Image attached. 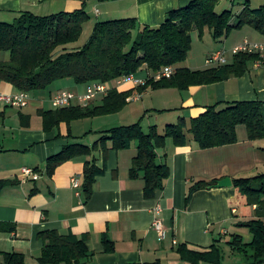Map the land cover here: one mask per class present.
Returning a JSON list of instances; mask_svg holds the SVG:
<instances>
[{
    "label": "crops",
    "instance_id": "obj_1",
    "mask_svg": "<svg viewBox=\"0 0 264 264\" xmlns=\"http://www.w3.org/2000/svg\"><path fill=\"white\" fill-rule=\"evenodd\" d=\"M190 1L0 0V21H12L22 11L45 16L83 7L89 15L91 26L102 20L136 18L141 25L157 28L164 22L167 12L184 7ZM236 1L240 4L237 11H233L232 7L226 8L234 15L231 23L236 22V14L246 3L255 9L264 2ZM205 29L203 38H206V31L209 35L211 33ZM196 32L194 29L191 37ZM136 34L137 31H134L133 35ZM215 41L217 44L207 51L206 57L221 50L226 63H231L233 47L245 41L264 43V34L244 25ZM76 47L79 46H67ZM4 60H7L6 57L0 55V61ZM182 64L175 66L206 69L221 65L211 63L204 67H192L193 63ZM148 74L147 70L142 69L136 76L145 79ZM69 81L55 82L46 94L29 93L26 106H0V222L13 227L12 231H0V264H9L5 261L6 252L21 253L24 264H41L39 257L43 241L38 234L42 230L85 237L86 245L92 252L86 264H190L176 252L178 244H186L191 250L206 251L214 239L220 238L221 245L230 238V234L236 233L231 232L230 223H243L254 217L264 218V210L256 212L260 207L258 203L252 204L255 215L244 211L243 205H247L248 201L233 186L235 178L252 177L264 172V138L250 140L244 125L237 126L235 143L220 147L200 148L187 129L185 145L176 146L172 139H167L165 146L157 148L156 152L158 162L168 166L169 175L164 187L158 189L153 198L143 195L142 173L136 178H131L129 174L137 153L136 143L123 150L97 148L90 156L60 164L52 175H48L47 158L59 152L65 144L82 142L84 138V144L91 146L102 131L129 124L122 121L116 124L117 121L104 118L94 125L93 119L96 117H89L73 120L69 124L61 122L57 127L45 130L40 111L55 108L51 98L58 91H85V84H75L72 80L74 87L73 90L69 89ZM118 90H132L130 97L134 98L130 101L137 99L140 113L148 112L154 106L146 98L155 91L150 86L139 89L124 83ZM173 90L175 92L165 98L166 105L162 107L168 111L163 114L166 117L161 118L162 121L151 120L148 127L155 125L162 132L166 124L175 123L181 117L188 121L214 104L223 107L227 102L235 101L264 102V60L260 58L251 62L246 71L238 76ZM16 92L18 90L10 83L0 81V93ZM129 111L133 113L137 110L128 108L126 113L129 114ZM162 122V126H159ZM142 129L146 130L144 127ZM106 146L109 148L111 142L107 141ZM90 159L94 160L102 173L96 176L92 193L85 199L81 187L74 188L71 179L77 176L82 183L84 163ZM22 167L31 168L38 178L24 177ZM224 177H230L231 186L199 189L186 203L188 189L195 182L218 181ZM156 206L160 207L162 237L152 229ZM104 237L112 242L111 250H106ZM200 264L211 263L202 261Z\"/></svg>",
    "mask_w": 264,
    "mask_h": 264
},
{
    "label": "trees",
    "instance_id": "obj_2",
    "mask_svg": "<svg viewBox=\"0 0 264 264\" xmlns=\"http://www.w3.org/2000/svg\"><path fill=\"white\" fill-rule=\"evenodd\" d=\"M220 0H191L186 6L167 12L164 22L157 28L141 25L136 18H117L95 22L88 40L79 47L67 48L80 37L89 15L83 7L73 11L38 16L20 12L12 21H0V51H8L9 58L0 61V81L10 83L16 90L31 93L48 89L60 80L71 79L75 84L114 81L142 69L149 73L146 82L138 86L145 89L159 87L188 88L190 85L213 83L246 71L251 62L260 59L259 53L239 52L233 61L206 69H189L175 66L184 61L191 46V32L210 30L216 39L226 36L234 29L249 25L264 34V2L258 8L248 3L236 14V22L230 9L217 12L214 9ZM134 31L137 34L134 36ZM164 66H173L170 78L154 80L150 75ZM132 90L120 91L113 87L105 95L98 96L99 103L76 104L50 110H41L40 116L45 130L57 127L61 122L112 113L121 109ZM244 125L250 140L264 138V102L235 101L223 107L208 106L203 113L188 121L183 117L175 123L166 124L159 132L155 125L143 130L139 122L113 127L101 132L91 145L81 142L67 143L46 160L48 175H52L60 164L81 156L92 155L93 150H123L137 144V153L132 160L130 177L143 175V195L153 198L158 189L164 187L169 168L157 160V148L172 139L176 146L186 143L185 129L202 149L220 147L237 141V126ZM69 134V133H68ZM110 141L108 148L106 142ZM93 159L86 160L82 172L81 192L85 199L92 193L97 175L101 174ZM216 179L199 180L191 185L186 203L192 194L202 188L213 187ZM233 186L246 198L248 204L259 203L264 197V172L252 177L233 180ZM249 229L252 238L243 241L241 235L230 234L224 243L233 252L242 255L241 264H264V218L254 217L237 223ZM13 227L0 222V231H12ZM43 241L41 264H86L92 252L85 237L60 234L56 230H42ZM106 250L113 248L112 242L103 238ZM222 245V244H221ZM220 238L214 239L206 251L187 248L178 244L176 252L190 264L207 262L222 264L223 252ZM9 264H24V256L17 252H6ZM140 264V263H128Z\"/></svg>",
    "mask_w": 264,
    "mask_h": 264
},
{
    "label": "rangeland",
    "instance_id": "obj_3",
    "mask_svg": "<svg viewBox=\"0 0 264 264\" xmlns=\"http://www.w3.org/2000/svg\"><path fill=\"white\" fill-rule=\"evenodd\" d=\"M222 2L218 3L216 6H214V9L217 12H221L224 9L231 8V7H232L233 11H237V9L240 7V4L236 0L234 1L233 4H232V0L231 1L230 0H223ZM224 5L226 7H224ZM92 29H93V25L91 26L90 21H87L86 23H84L82 33H81L80 37L78 38V40H76L73 43H70L69 45L70 46H82L88 40V38L92 32ZM207 29L208 28H206L205 30H207ZM203 33H201V35L198 32L193 34V36H192L193 39L191 41V46H190V49L188 51V55H187L186 59L184 61L178 63L177 65H183L182 63H184V65H185V63H188V65H189V63H193L191 65L192 67H204L205 64H208V65L211 64L208 62V57L212 53L210 55H208V57H206L207 51L210 48L214 47L217 44V41H215V38L213 37V35L211 33L209 35L208 31H206V34H207L206 38L205 37L203 38ZM218 42L221 43V41H218ZM0 55L6 57V59L9 58V52L8 51H0ZM261 60H263V59L261 58ZM68 80H70V81H69V84L67 85V87L69 89L73 90L74 85L72 84L71 79H68ZM52 85L46 90L33 91V92H31V95L36 94V93L46 94V92H48V90H50ZM174 88H176V87L165 86V87H159V88L154 89L155 91L152 92L148 97H146L148 99L149 103L154 104V106H152V108L149 109L148 112L144 111V112L140 113V107L137 108L138 105L136 104L137 99L133 100V101H130L131 100L130 99L129 101L127 100L126 104L121 109H119L115 112L94 116L96 118L97 117L101 118V119L94 118L93 119L94 125L99 124L102 120H104V118H106V120L113 119V120L117 121L116 124H120L121 121L123 123H129V124H132L134 122H139L141 127L142 128L144 127V129H146L145 131H147L150 127V126L148 127V123H150L151 120H152V122H155L158 119H160V121H162L161 118L166 117V115H163V114L165 112H168V111L163 110L162 107H164V105H166L164 103L165 98L168 95H170L171 93L175 92V90H173ZM129 97L130 96H128V98ZM99 101L100 100L97 98V100L94 101V103H99ZM128 108L136 109L137 111H135L133 113L131 111H129V114H127L126 110H128ZM146 113H150L151 115L149 116ZM132 121H134V122H132ZM162 124H163V122L159 123V126H162ZM81 141H82L81 143H84L83 142L84 138ZM248 200L249 199L246 198V201H248ZM258 204L260 207L258 210H256V212L260 213L264 210V197H262L259 200ZM243 206H244L243 208H244L245 212L250 213L252 216L255 215L254 210L252 209V204H247V205L244 204ZM229 228L231 229V232L235 231L237 234L241 235L243 238V241H249L252 238V235H251L249 229L246 227H243V226L239 227V225L237 223L236 224L230 223ZM221 246H222V252H223V256H224L222 264H241L243 262L242 255H240L236 252H233L232 249H230V247L227 244L223 243Z\"/></svg>",
    "mask_w": 264,
    "mask_h": 264
},
{
    "label": "built area",
    "instance_id": "obj_4",
    "mask_svg": "<svg viewBox=\"0 0 264 264\" xmlns=\"http://www.w3.org/2000/svg\"><path fill=\"white\" fill-rule=\"evenodd\" d=\"M231 52L233 54L239 52H253L259 53V56L264 60V43H250L243 42L232 48ZM209 63L224 64L226 63L224 54L221 50L213 52L208 57ZM174 73L173 66H164L161 69L150 75L154 80H160L161 78H170ZM146 82V78H139L135 74L130 73L123 75L114 81L106 82H91L86 85L85 91L81 93H75L70 90H60L52 98L51 103L55 108H61L65 106H71L76 104L86 105L91 101L95 100L98 96L105 95L113 87H119L124 83H130L134 86L143 85ZM134 97H129L127 100L133 99ZM29 100V93L25 91H18L16 93H0V106H15L23 107L26 106ZM21 173L24 177L32 176L33 178H38V174L35 173L29 167H22ZM71 184L74 188L79 189L81 187V182L79 177L74 176L71 179ZM160 207L156 206L154 208V219L152 222V229L159 234L160 237L163 236V224L161 218H159Z\"/></svg>",
    "mask_w": 264,
    "mask_h": 264
},
{
    "label": "water",
    "instance_id": "obj_5",
    "mask_svg": "<svg viewBox=\"0 0 264 264\" xmlns=\"http://www.w3.org/2000/svg\"><path fill=\"white\" fill-rule=\"evenodd\" d=\"M232 185V181L230 179V177H224L223 179L218 180L214 186L215 187H228Z\"/></svg>",
    "mask_w": 264,
    "mask_h": 264
}]
</instances>
